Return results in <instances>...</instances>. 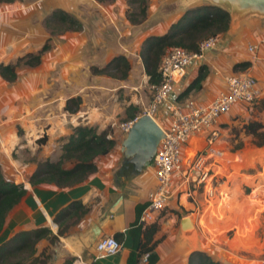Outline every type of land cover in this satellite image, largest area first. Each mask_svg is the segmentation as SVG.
Returning <instances> with one entry per match:
<instances>
[{"label":"rangeland","instance_id":"374dc122","mask_svg":"<svg viewBox=\"0 0 264 264\" xmlns=\"http://www.w3.org/2000/svg\"><path fill=\"white\" fill-rule=\"evenodd\" d=\"M146 5L145 18L137 24H131L125 18V11L132 10L133 7H128L126 0H0V63H13L17 57L27 52H36L43 44L48 46L42 52L37 66L18 65L16 79L12 82L0 78L2 164L13 167L11 160L35 161V151H30L39 150L40 144L45 142L46 136L41 143L37 139H41L44 135L42 133L49 127L47 115L57 116L62 120L63 113L62 125L67 127L72 124L74 113L63 111L60 104L65 102L73 86L79 89L84 81L90 84L93 75L89 69L91 66L102 67L113 56L122 54L113 55L101 66L94 65L95 60L100 62L112 50L126 53L121 49L120 43L117 45V39L112 35V32L116 34V29L121 30L119 25L128 29L125 34L128 41L125 42L132 45V52L139 53L142 40L148 35H156L161 29L158 28L161 22L174 20L177 14L183 13L184 7L183 0H146ZM54 8L63 9L74 17L82 12L85 30L82 31L81 27L79 31L50 34L43 25V18ZM133 10L137 12L136 9ZM123 19L128 23L123 24ZM115 20L122 23L113 24L112 21ZM263 24L264 20L260 22L259 28ZM81 34L86 36L85 45L82 38H79ZM77 39V45L83 43L81 50L71 43H75L74 40ZM246 46H242L244 56L253 59L246 51ZM260 49L263 48L257 49V52ZM244 70L238 69L240 72ZM145 81L136 90H131V97L135 95L137 102L135 116L141 114L151 96L152 88L147 83L146 76ZM122 89L116 91L120 99ZM140 96L143 99L139 100ZM241 110L229 112L222 118V122L218 124V135L211 144H205L200 138L198 146L193 147L189 142L183 147L182 162L185 165L195 152L200 151L207 157L205 165L212 178V194L206 195L205 188L192 187L189 183L184 188L194 201L190 216L196 226L200 251L225 264L238 261L243 264L253 261H256L254 264H264V145L252 144L251 137L243 133L242 127L249 120L264 123V98L259 97ZM115 117L113 128L122 132L118 124L130 120L118 114ZM153 117L156 118V115ZM158 122V126H166L161 118ZM106 128L112 133L111 126ZM15 134L22 137V145L6 144L10 151L7 149L5 152L4 143H8L6 141ZM123 135L122 132L121 136ZM23 137L28 140V144ZM3 140L6 141L2 143ZM29 143L32 144V150ZM238 143L240 147L234 149ZM191 147L194 149L189 152ZM249 197L254 206L248 205ZM38 259L45 261L47 255L39 256ZM24 263L27 264L28 259Z\"/></svg>","mask_w":264,"mask_h":264},{"label":"crops","instance_id":"0c3cea01","mask_svg":"<svg viewBox=\"0 0 264 264\" xmlns=\"http://www.w3.org/2000/svg\"><path fill=\"white\" fill-rule=\"evenodd\" d=\"M180 14H177L174 20L161 22L158 27L161 29L156 35L164 33L169 24L175 21ZM75 18L81 23L82 31H84L85 25L82 12L75 15ZM112 23H122V21L115 20ZM126 23L128 22L123 19V24ZM121 26L119 25L121 30L116 29V34L112 32V35L113 38L117 39V45L120 43L121 49L123 48L126 53L113 52L112 50L109 54L104 55L103 60L100 62L95 60L94 65L101 66L113 55L122 54L129 63L127 76L119 80L105 75H92L90 84L84 81L79 89L73 86L66 99L79 97L80 103L76 111L73 112L72 124L67 127L62 125L63 113L62 120H59L57 116L47 115L46 121L49 127L42 133L46 136L45 142L40 144L39 150L33 149L32 144L29 143L31 150L33 149L30 152L35 151V161L11 160L13 167H8L2 164L0 159V170L3 178L22 184L25 190L23 196L13 205L4 218L0 229V244L19 231L46 227L56 239L52 243L47 238L37 240L34 244V252L29 256V259H32L43 252L47 255V259L42 264H65L66 261L67 264H185L191 251L187 245L177 239L179 219L184 215H190L192 209H194L193 198L184 188L188 183L176 179L177 182L170 189L165 206L161 210L151 211L150 219L141 221L140 216L147 203L146 194L155 186L153 167L150 162L148 166L135 174L131 172L130 166L126 168L122 163L120 151L122 132L113 128L116 123L115 114L125 117V108L128 105L135 106L137 103L135 101L136 96L131 97V90H136L140 83L146 81L138 51L132 52V45L125 42L128 41L125 35L128 29L121 28ZM259 26V21L241 22L235 27L232 24L228 26L223 34L217 36V44L213 48L205 50L201 59L190 61L184 76L173 84L168 97L159 103L154 114L156 118L153 117L154 121L159 123L158 120L161 118L162 122L167 125L170 107L172 105L184 106L185 101L188 99H192L197 103L209 102L219 90L224 88L225 77L229 74L247 73L253 76L259 89V97L264 98V43L258 46L257 49H263L258 50V52L256 49L255 53H257L256 55L254 53L253 59H248L242 52V46L258 44L260 39L264 38V24L260 28ZM79 38H82L81 40L85 45V34H81ZM74 41L75 43H71L81 50L83 43L77 45L76 41L78 39ZM139 44L140 40L137 47ZM114 50H117V48ZM241 61H248L250 66L242 72L233 71V64ZM200 65L206 67V76L201 82L200 89L192 91L182 101H175L176 95L193 79ZM93 82H96V84H93ZM121 88H123V95L120 99L116 91ZM138 99L143 98L140 96ZM63 104H60L62 110ZM233 109L234 112L241 110L237 107ZM232 110L230 113L233 112ZM227 115L221 117L220 122ZM79 124L95 127L97 131H101L108 126L112 127V133L110 132V134L115 141V145L107 154L97 156L94 159L95 172L89 174L83 181L66 187H58L53 183L45 182L29 184L27 179L33 172L36 162L46 158L50 161H57L61 153V144L71 132V128ZM21 138L15 134L7 141L3 140L2 143L8 142L4 143V146H6L4 151L7 149L10 151V144L22 145ZM200 138L202 137L194 135L186 144L190 142L192 143L191 146H198ZM23 139L28 144V140L25 137ZM193 147L189 149V152L194 149ZM20 149H23V147H20ZM2 154L1 152L0 157H2ZM71 164V160H62L61 167L69 168ZM120 164L119 171L117 168ZM123 174H126V176H123ZM73 201L80 202L86 210L79 214L78 218L71 215L60 219L58 224L54 223L53 218L56 214ZM185 202L187 203L185 204ZM59 224L62 232L58 234ZM92 226H95L98 231L95 240L83 245L84 239L88 236ZM117 232L122 233L121 238L118 240L120 243L119 250L115 254L95 258L94 242L102 236L114 237ZM65 239H69V242H66ZM205 246L207 247V245ZM54 248L57 249L56 254ZM147 248L150 249L149 253L155 255V260L151 261L150 259L148 262V253H141ZM76 249L79 250V253L72 256ZM145 254H147V257L143 259ZM254 262L256 261L247 262L246 264H254ZM234 264L243 263L238 261Z\"/></svg>","mask_w":264,"mask_h":264},{"label":"trees","instance_id":"16d2710c","mask_svg":"<svg viewBox=\"0 0 264 264\" xmlns=\"http://www.w3.org/2000/svg\"><path fill=\"white\" fill-rule=\"evenodd\" d=\"M10 2L12 0H1ZM108 1V0H96ZM128 7L135 10H126L125 18L131 24H137L145 18L146 0H126ZM43 25L50 34H57L63 31H79L81 23L71 14L60 8L52 9L44 18ZM229 25V16L222 9L206 4H200L186 9L175 21L169 24L166 31L160 35L146 36L139 48V58L143 67L147 83L156 85L160 81L159 65L162 55L170 47H180L187 52L198 50V44L205 38L220 36ZM48 46L43 44L36 52H27L15 59L13 63H0V78L7 82L16 79V67L25 65L35 67L40 62V56ZM250 65L248 61L236 62L232 66L233 71L245 69ZM90 73L93 75H105L115 79H124L129 70V63L123 55L113 56L102 67L91 66ZM206 76V67L200 65L197 68L193 79L176 95L175 101H182L189 93L197 91L201 87V82ZM80 103L79 97L67 98L63 105V110L73 113ZM136 106L128 105L125 108V117L132 120L135 117ZM243 133L251 137V142L255 146L264 145V123L257 120H249L243 126ZM109 136V137H108ZM45 135L37 142H42ZM115 145V141L108 128L97 131L95 127L86 125H76L71 128V132L60 146V156L57 161L44 159L36 162L33 172L29 175L27 182L31 185L37 183H53L58 187H66L83 181L89 174L95 172L96 165L94 159L97 156L107 154ZM240 147V143L234 149ZM62 160H71L69 168H62ZM25 190L20 183L5 180L0 170V229L7 212L15 205ZM86 209L78 202L73 201L61 209L53 218V222L58 224L59 220L71 215L78 218L79 214ZM58 234L62 228L58 225ZM122 233L117 232L114 238L118 241ZM41 238H47L52 243L56 237L51 234L46 227H40L28 231H19L0 244V264H42L38 261L39 256L29 259L34 252V244ZM150 249H144L141 253H148V262L155 260V255L149 253ZM67 264V261L65 262ZM150 264V263H149ZM185 264H225L214 260L209 254L203 251H192L188 254Z\"/></svg>","mask_w":264,"mask_h":264},{"label":"built area","instance_id":"2783aa9c","mask_svg":"<svg viewBox=\"0 0 264 264\" xmlns=\"http://www.w3.org/2000/svg\"><path fill=\"white\" fill-rule=\"evenodd\" d=\"M262 43L264 38H261L258 44H248L246 51L254 57L256 49ZM216 44L217 36H211L200 41L195 52H187L180 47L168 48L162 55L159 65L160 81L156 85H151L150 99L141 114L153 118L159 103L168 97L173 84L184 76L190 61L201 59L203 52ZM258 98L259 89L253 76L247 73L229 74L225 77L224 88L209 102L197 103L188 99L184 106L170 107L168 123L161 128L163 137L159 140L150 161L155 186L146 194L147 203L140 216L141 221L150 219L151 211L161 210L165 206L169 191L177 182L176 179H181L192 187L205 188L206 195L212 194V178L205 165L207 157L200 151L196 152L185 165L182 162L183 147L194 135L201 136L205 144H211L218 135L221 117L227 115L234 107L243 110ZM136 117L118 125L123 133ZM93 248L95 258H99L115 254L120 248V243L112 236H102L94 242ZM146 257L147 254L143 259Z\"/></svg>","mask_w":264,"mask_h":264},{"label":"water","instance_id":"95a60500","mask_svg":"<svg viewBox=\"0 0 264 264\" xmlns=\"http://www.w3.org/2000/svg\"><path fill=\"white\" fill-rule=\"evenodd\" d=\"M206 4L218 7L225 11L229 16L230 26L235 27L241 22L263 21L264 20V0H183L186 9ZM163 137V132L157 123L147 114H140L133 120L124 133L120 142V151L122 154V163L127 168L130 166L132 173L140 172L148 166L159 140ZM194 178H192L193 180ZM97 229L92 226L84 243L88 244L95 240ZM177 239L187 245L191 251H200V241L196 233V226L190 215L182 216L178 221ZM69 242V239H65ZM54 253L57 249L54 248ZM79 253L76 249L75 254Z\"/></svg>","mask_w":264,"mask_h":264},{"label":"bare ground","instance_id":"6f19581e","mask_svg":"<svg viewBox=\"0 0 264 264\" xmlns=\"http://www.w3.org/2000/svg\"><path fill=\"white\" fill-rule=\"evenodd\" d=\"M153 120H154V118H152ZM156 122V121H155ZM157 123V122H156ZM158 125V124H157ZM160 127V126H159ZM160 128H162V127H160ZM191 138V137H190ZM188 141H190V140H188ZM191 152V151H190ZM247 203H248V205L250 206H254V204H252V201H251V198L249 197L248 198V200H247ZM238 247V246H237ZM237 250H241V249H237Z\"/></svg>","mask_w":264,"mask_h":264}]
</instances>
